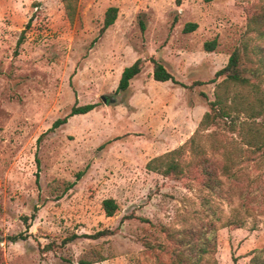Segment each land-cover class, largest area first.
<instances>
[{
	"label": "rangeland",
	"instance_id": "374dc122",
	"mask_svg": "<svg viewBox=\"0 0 264 264\" xmlns=\"http://www.w3.org/2000/svg\"><path fill=\"white\" fill-rule=\"evenodd\" d=\"M110 6L116 21L99 36ZM263 10L264 0H79L70 22L62 0H0V264H187L177 238L202 224H214L216 240L199 264H264V148L231 118L199 128L235 51L243 66H264V22L254 23ZM139 58L142 71L118 92ZM153 60L180 83L155 80ZM261 71L251 78L264 89ZM251 94L237 88L229 102L246 108ZM197 131L208 155L231 166L218 171L221 195L192 173L147 168ZM19 233L26 238L11 240Z\"/></svg>",
	"mask_w": 264,
	"mask_h": 264
},
{
	"label": "trees",
	"instance_id": "16d2710c",
	"mask_svg": "<svg viewBox=\"0 0 264 264\" xmlns=\"http://www.w3.org/2000/svg\"><path fill=\"white\" fill-rule=\"evenodd\" d=\"M65 13L69 18L70 22H74L79 9V0H62ZM118 15V7L110 6L105 13L104 23L100 29L99 36H101L110 26L114 24ZM30 19L26 24V27L31 26ZM264 22V10L260 12L254 23ZM197 27L196 23L187 24L184 28L186 32L195 30ZM22 31V34H24ZM23 36L19 39L21 43ZM98 39V38H96ZM95 39V40H96ZM216 40L206 42L205 47L207 50H214L216 47ZM241 54L239 50L235 51L228 64L222 69L216 72L215 79L219 76H225V78L218 83L216 89V99L210 102V110L207 111L200 122L199 128L207 129L211 125H216L221 119L231 118L229 126L235 130L238 124H240L239 133L241 134L244 141L250 146H256L257 149L264 148V89L259 88V84L252 81L253 76H257L259 73L262 74V68H248L243 66L241 62ZM261 62L264 65V56ZM153 77L157 81H168L171 80L176 83L178 82L174 76L166 69V67L159 61L153 60ZM143 67L142 59H137L132 65L124 68L117 91H125L130 86L131 80L136 77ZM185 85V84H182ZM186 86V85H185ZM237 88L255 90V94H251L253 98L248 101V106L243 108L241 105L238 106L236 99L232 102L230 100V94L233 93ZM240 93V92H239ZM234 96H238V91ZM233 96V97H234ZM236 103V104H235ZM97 105L94 103L85 105H74L68 115L63 118H58L53 128H57L68 121V118L78 114H86L92 111ZM250 108V109H249ZM245 112L246 119L241 120L240 114ZM261 118V121L258 119ZM213 134V132H212ZM199 136V137H198ZM211 136V135H210ZM204 136L198 131L193 135L187 142L175 148L167 151L164 154L152 158L147 163V168L151 171L158 172L165 176H171L173 178H185L187 173H192V177L197 180L200 187L207 190L210 193L221 195L223 192L221 180L218 171L222 168L223 174H228L231 166L227 164L219 165L217 161L208 155V149L205 144H201ZM216 148L213 151H217L218 147L215 144L211 145ZM193 152L190 159L186 156L188 153ZM226 153V152H225ZM224 153V154H225ZM229 156V154H227ZM227 156V157H228ZM196 175V176H195ZM230 176H235L234 173ZM103 207L107 216H113L118 208V204L115 199L107 198L103 201ZM28 216L24 217V222L28 225ZM214 224L199 225L198 227L190 228L185 237L177 238L179 244L175 249V253L178 256L179 261L187 262V264H199L204 255L210 252V246L216 240L215 234H208L213 232ZM108 230L98 231L93 234V237L98 238L105 235ZM26 236L23 233H19L11 236V240L18 241L19 239H25ZM260 254H264V248L259 250Z\"/></svg>",
	"mask_w": 264,
	"mask_h": 264
},
{
	"label": "water",
	"instance_id": "95a60500",
	"mask_svg": "<svg viewBox=\"0 0 264 264\" xmlns=\"http://www.w3.org/2000/svg\"><path fill=\"white\" fill-rule=\"evenodd\" d=\"M102 99L104 102H108V97L107 96H102Z\"/></svg>",
	"mask_w": 264,
	"mask_h": 264
}]
</instances>
